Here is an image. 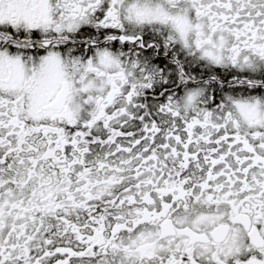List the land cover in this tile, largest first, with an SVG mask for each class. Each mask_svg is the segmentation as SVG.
Here are the masks:
<instances>
[{"label": "snow or ice", "instance_id": "obj_1", "mask_svg": "<svg viewBox=\"0 0 264 264\" xmlns=\"http://www.w3.org/2000/svg\"><path fill=\"white\" fill-rule=\"evenodd\" d=\"M0 264H264V0H0Z\"/></svg>", "mask_w": 264, "mask_h": 264}]
</instances>
